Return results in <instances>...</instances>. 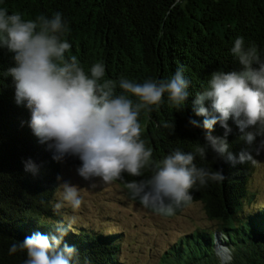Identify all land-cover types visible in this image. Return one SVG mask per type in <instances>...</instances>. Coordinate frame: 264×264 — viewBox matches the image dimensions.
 I'll use <instances>...</instances> for the list:
<instances>
[{
	"label": "trees",
	"instance_id": "trees-1",
	"mask_svg": "<svg viewBox=\"0 0 264 264\" xmlns=\"http://www.w3.org/2000/svg\"><path fill=\"white\" fill-rule=\"evenodd\" d=\"M0 7L26 20L62 13L69 24L66 38L72 44L66 58L76 56L85 71L104 62V79L118 81L123 76L142 83L169 78L183 66L192 94L188 107L178 112L165 101L139 117L141 139L152 149L155 162L177 148L194 152L197 142L204 143V130L188 124L189 118L203 120L190 105L212 72L241 69L230 52L237 36L255 45L264 59V0H0ZM13 66V54L0 48V264H23L26 253L9 255L11 243L22 242L35 232L52 233L54 225L62 222L51 206L62 163L54 161L52 151L32 133L27 108L16 105L14 82L2 75ZM229 125L233 129L228 137L230 150L247 148L255 160L256 144L246 145L231 120ZM223 133L217 125L212 134L222 137ZM28 159L40 165L38 175L24 171ZM254 160L232 165L212 152L207 159L197 156V167L222 170L225 178L194 185L192 201L172 215L199 203L214 227L180 237L163 252L158 264H222L214 249L218 234L229 251L226 264H264V207L245 211L253 197L247 185ZM63 163L80 165L72 157ZM151 175L146 168L142 176L124 173L123 179L112 183L141 205L131 198L126 182ZM115 236L70 227L65 240L78 249L79 264H121Z\"/></svg>",
	"mask_w": 264,
	"mask_h": 264
},
{
	"label": "clouds",
	"instance_id": "clouds-1",
	"mask_svg": "<svg viewBox=\"0 0 264 264\" xmlns=\"http://www.w3.org/2000/svg\"><path fill=\"white\" fill-rule=\"evenodd\" d=\"M68 31V21L60 12L26 20L0 7V48L13 54L15 64L2 75L14 82L15 103L30 112L28 126L52 151V159L57 163L78 159L76 171L84 180L112 182L123 179L124 173L142 176L149 168L150 177L126 182V188L145 208L172 215L192 201L194 185L225 178L222 170L197 167V156L207 159L212 152L232 165L254 160L247 148L230 150L229 120L241 133L240 140L248 146L256 144L257 154L264 151V59L243 36H237L230 49L241 69L212 72L190 105L203 120L189 118L188 124L204 130V143L197 142L194 152L177 148L155 162L152 149L141 139L139 117L165 101L178 112L188 107L192 94L183 66L169 78L142 83L123 76L118 81L104 79V62L85 71L76 56L66 58L72 48ZM217 125L224 130L222 137L212 134ZM24 171L36 176L40 165L28 159ZM57 180L53 211L59 213L66 206L79 210L84 203L80 187L62 177ZM75 221L70 216L56 223L52 233L35 232L22 242L14 241L8 253H26L23 264H79L78 249L65 240Z\"/></svg>",
	"mask_w": 264,
	"mask_h": 264
},
{
	"label": "rangeland",
	"instance_id": "rangeland-1",
	"mask_svg": "<svg viewBox=\"0 0 264 264\" xmlns=\"http://www.w3.org/2000/svg\"><path fill=\"white\" fill-rule=\"evenodd\" d=\"M78 166L62 163L59 176L80 187L84 203L79 210L65 207L57 213L61 221L75 216L71 225L75 229H86L94 233L116 235L119 244L118 259L121 264H158L161 255L180 237L196 229L213 228L199 203L191 204L176 215L163 217L148 211L141 205L130 201L125 192L112 182L99 178L84 180L78 174ZM57 180V186H58ZM248 190L253 194L251 205L245 211L264 207V151L256 153ZM58 199L57 188L52 202ZM221 236L215 237V244ZM228 253L229 251L222 245Z\"/></svg>",
	"mask_w": 264,
	"mask_h": 264
},
{
	"label": "bare ground",
	"instance_id": "bare-ground-1",
	"mask_svg": "<svg viewBox=\"0 0 264 264\" xmlns=\"http://www.w3.org/2000/svg\"><path fill=\"white\" fill-rule=\"evenodd\" d=\"M215 248L219 257L222 259L223 262H225V260L228 258V253L225 251L224 247L219 241L216 242Z\"/></svg>",
	"mask_w": 264,
	"mask_h": 264
}]
</instances>
